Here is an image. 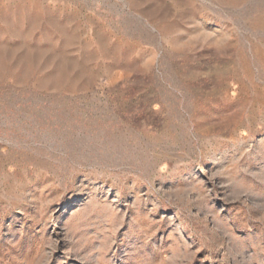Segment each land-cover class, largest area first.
Returning a JSON list of instances; mask_svg holds the SVG:
<instances>
[{"label": "rangeland", "instance_id": "1", "mask_svg": "<svg viewBox=\"0 0 264 264\" xmlns=\"http://www.w3.org/2000/svg\"><path fill=\"white\" fill-rule=\"evenodd\" d=\"M0 264H264V0H0Z\"/></svg>", "mask_w": 264, "mask_h": 264}]
</instances>
